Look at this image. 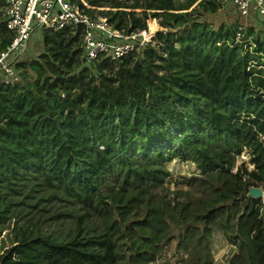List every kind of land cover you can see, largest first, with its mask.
Masks as SVG:
<instances>
[{
  "label": "trees",
  "instance_id": "1",
  "mask_svg": "<svg viewBox=\"0 0 264 264\" xmlns=\"http://www.w3.org/2000/svg\"><path fill=\"white\" fill-rule=\"evenodd\" d=\"M84 2L126 33L151 21L160 31L142 55L88 66L81 29L32 34L19 82L0 86V229L15 220L0 264H125L123 238L92 219L109 216L114 193L163 188L173 161L225 177L243 204L248 264H264V198L247 197L264 187V27L240 30L236 16L214 28L206 18L223 0ZM2 12L0 0V53L12 41ZM42 192L78 209L54 216L72 220L64 236L26 219Z\"/></svg>",
  "mask_w": 264,
  "mask_h": 264
},
{
  "label": "rangeland",
  "instance_id": "2",
  "mask_svg": "<svg viewBox=\"0 0 264 264\" xmlns=\"http://www.w3.org/2000/svg\"><path fill=\"white\" fill-rule=\"evenodd\" d=\"M94 11L99 14L101 10ZM236 16L223 6L213 8L206 20L219 28L233 24ZM147 25L154 33L160 31L156 21ZM244 158L242 155L236 161L232 171L237 172ZM168 169L171 178L163 188L112 194L109 216L93 218V226L123 238L121 243L127 249L125 264H248L250 246L243 229V204L238 195L225 187V177L219 173L202 177L191 162L173 161ZM259 188L264 192V187ZM32 196L44 201L34 210L23 206V212L30 213L26 219H33L46 233L58 229L57 235L64 236L72 220H55L54 216L58 211L78 209L60 203L48 192ZM157 213L165 225L159 232L155 224ZM14 222L0 229V251L10 246Z\"/></svg>",
  "mask_w": 264,
  "mask_h": 264
},
{
  "label": "built area",
  "instance_id": "3",
  "mask_svg": "<svg viewBox=\"0 0 264 264\" xmlns=\"http://www.w3.org/2000/svg\"><path fill=\"white\" fill-rule=\"evenodd\" d=\"M223 1L224 5L244 22L240 30L264 27V0ZM1 2L2 22L11 34L12 41L7 51L0 53V86L19 82V73L14 63L35 32L81 29L82 57L87 66L102 58H109L115 63L128 55H142L155 44V33L150 27L126 33L111 25L100 13H87V10L93 8L84 0L79 2L1 0ZM236 41H239L238 34Z\"/></svg>",
  "mask_w": 264,
  "mask_h": 264
},
{
  "label": "water",
  "instance_id": "4",
  "mask_svg": "<svg viewBox=\"0 0 264 264\" xmlns=\"http://www.w3.org/2000/svg\"><path fill=\"white\" fill-rule=\"evenodd\" d=\"M249 197L253 199H263L264 198V192L260 188H252L249 191Z\"/></svg>",
  "mask_w": 264,
  "mask_h": 264
},
{
  "label": "bare ground",
  "instance_id": "5",
  "mask_svg": "<svg viewBox=\"0 0 264 264\" xmlns=\"http://www.w3.org/2000/svg\"><path fill=\"white\" fill-rule=\"evenodd\" d=\"M151 26H153V23L151 24Z\"/></svg>",
  "mask_w": 264,
  "mask_h": 264
}]
</instances>
